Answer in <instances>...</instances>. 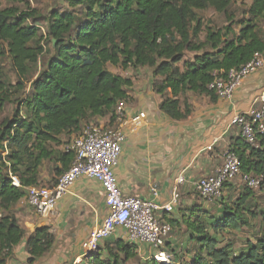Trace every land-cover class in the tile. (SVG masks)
Instances as JSON below:
<instances>
[{"label": "trees", "instance_id": "trees-1", "mask_svg": "<svg viewBox=\"0 0 264 264\" xmlns=\"http://www.w3.org/2000/svg\"><path fill=\"white\" fill-rule=\"evenodd\" d=\"M4 1L10 5L0 8V63L9 60L16 83L10 84L0 71V109L14 105L11 116L0 121V264L12 258L24 237L26 264H35L52 249L50 227L27 234L14 208L25 198L26 187L57 183L73 159L66 145L82 133L85 119L107 118L113 125L117 103L132 100V79L112 72L109 65L149 68L159 110L181 120L190 113L181 98L187 92L215 101L216 90L209 88L215 76L239 68L255 52L264 55V0H65L64 9L53 8L47 15L25 0ZM16 3L26 4V9ZM209 8L223 14L226 25L204 22L201 12ZM42 55L41 68L25 94L22 80L29 81ZM12 87L18 97H13ZM256 143L254 147L239 135L228 147L240 160V172L261 177V186L264 133ZM42 168L51 172L47 181L41 179ZM11 176L20 187L12 185ZM232 181L223 183V190L236 193L232 198L206 201L196 193L208 202L207 208L194 205L178 218H168L171 228L183 225L178 232L188 233L186 253L197 248L181 264H264V210L251 206L252 188L240 178L237 184ZM254 218H259L256 232L242 247L221 245L222 236ZM105 243V253H92L85 264H124L137 255L136 246L123 239ZM143 264L167 263L148 259Z\"/></svg>", "mask_w": 264, "mask_h": 264}, {"label": "crops", "instance_id": "crops-1", "mask_svg": "<svg viewBox=\"0 0 264 264\" xmlns=\"http://www.w3.org/2000/svg\"><path fill=\"white\" fill-rule=\"evenodd\" d=\"M263 92L264 68L246 77L231 98L217 97L211 101L206 95L187 92L189 115L181 120H172L158 108L160 98L152 90L151 75L148 87L132 86V100L124 107L125 117L139 112H144L146 117L138 125L130 122L124 125L126 139L114 169L122 194L153 198L162 204L177 188L179 201L171 212L164 215L167 221L187 213L194 205L201 204L207 208L208 202L196 195L194 182L213 174L222 164L223 151L239 137L238 129L230 125L231 118L249 109ZM180 175L183 183L178 185ZM50 178L51 172L42 168L41 179L47 181ZM30 210L24 198L14 208L26 233L39 226H48L55 238L52 249L35 264H71L74 258L83 254L82 241L107 214L100 184L84 176L75 181L47 217ZM177 229L184 227L173 225L167 246L171 249L182 247L185 251L190 245L189 235ZM122 234L117 229L109 239H122ZM24 245L25 237L14 247L10 263L6 264H26ZM152 252L146 245L136 249V254L144 260Z\"/></svg>", "mask_w": 264, "mask_h": 264}, {"label": "built area", "instance_id": "built-area-1", "mask_svg": "<svg viewBox=\"0 0 264 264\" xmlns=\"http://www.w3.org/2000/svg\"><path fill=\"white\" fill-rule=\"evenodd\" d=\"M264 68V55L255 52L252 58L237 69H230L215 76L209 88H214L218 97L231 98L234 91L250 74ZM125 103L119 101L115 107L116 119L112 126L89 125L82 133L67 145L73 159L70 166L61 173L52 187L29 186L25 188V201L42 217H47L56 207L58 200L70 191L77 179L84 176L97 181L103 191L107 214L99 226L95 227L82 241L83 254L74 258L71 264H82L86 257L99 250L102 243L112 237L117 229L122 231V239L134 244L136 248L146 245L153 250L148 259L169 263L167 250L168 237L172 232L165 214L178 204L177 188L169 200L158 203L153 198L122 194L114 174L126 139L124 125L128 122L138 125L146 117L139 112L125 117ZM230 125L236 126L238 134L250 145L256 147V138L264 133V92L246 111L235 114ZM211 149V147H208ZM239 176L248 187H259L261 177L240 172V160L230 148L222 154V164L213 174L202 176L194 182L195 192L206 201L219 200L223 195V183ZM12 185L20 187L16 176H11ZM183 183V176L177 178V184ZM156 195V192L153 191Z\"/></svg>", "mask_w": 264, "mask_h": 264}, {"label": "rangeland", "instance_id": "rangeland-1", "mask_svg": "<svg viewBox=\"0 0 264 264\" xmlns=\"http://www.w3.org/2000/svg\"><path fill=\"white\" fill-rule=\"evenodd\" d=\"M27 5H29L30 8L35 9L37 12H40L42 15H47L49 13V11L53 8L56 9H64L66 7L65 5V0H25ZM10 4H8L7 2H5L4 0H0V8L4 7V6H9ZM14 6L19 7L22 10L26 9V4H13ZM234 10H235V15L236 17L240 16V8L237 9V4H235L234 6ZM201 15L204 18V22L212 25L213 27H223L224 25H226V20H225V16L221 13H217L215 12L213 9L209 8L203 12H201ZM205 23V24H206ZM46 48L48 47V44L45 45ZM44 55L40 56V58L38 59V63L37 66L32 67L31 71L29 72V81H26L25 79H23L22 81H25V87H24V93L26 94L27 91L29 90L30 87V82L37 76L42 62L44 60L45 57H43ZM109 70H111L112 72H115L117 74H121L124 75L125 77H129L132 79L133 85L134 87L138 88L139 85H144L145 87L149 86V79H150V75H151V70L149 68H134V67H129L126 70H122L120 68L117 67H113V66H108ZM0 71L2 72L4 78L6 80H8V82L12 85H14L16 83V75L13 71V69L10 66V62L8 59H3V61L0 63ZM12 91H14L15 96L13 97H18L20 93H15V88L12 87ZM181 98H186V96H182ZM13 108L14 105L10 104H6L4 107H2L0 109V121L4 118V117H10L12 112H13ZM95 125V126H112L110 124V122L108 121L107 118H95V119H85L82 123V126L86 127L89 125ZM74 135H72L71 137H73ZM70 137V138H71ZM69 138V139H70ZM66 140L68 138H65ZM68 139V140H69ZM47 165V164H46ZM45 167V166H44ZM237 179H239V176L235 177V179L232 181V183H236L237 184ZM236 189V188H235ZM234 191H228V190H223V195H227L228 197L230 196L231 198L234 196L233 193ZM236 192V191H235ZM252 193L254 195L253 200L251 201V206L252 205H257L259 206L262 210H264V182L262 183L261 186H259L256 189H252ZM215 202V201H214ZM211 207H214V205H211ZM34 212V210L31 208L30 212ZM258 223H259V218H254L251 220L250 224L248 226H243L240 229H236V232H230L229 235L227 234L226 236H222L223 238V242L221 243V245L227 244V243H232L233 247L235 249H239L240 247L243 246L244 244V240L248 237L251 238V235L255 234L256 229L258 227ZM221 239V238H220ZM106 240L102 243V246L99 248L98 251H100L101 253H105L106 247H108L106 245ZM168 252L170 253V262L167 264H181L182 262L189 260L192 256H194V254L196 253L197 248H190L189 254L186 253V251H184L181 247V249H178L177 246L176 247H172L173 249H171L170 247L166 246ZM112 248V247H110ZM112 251L117 252V250H115L114 248H112ZM186 253V254H185ZM188 255V256H186ZM141 255H136V260L134 259H130L127 262H125L124 264H143L144 261L148 260H144L143 258H141ZM186 258V259H185ZM10 263V260L8 261ZM87 262V260H85L82 264H85ZM18 263V262H17Z\"/></svg>", "mask_w": 264, "mask_h": 264}, {"label": "bare ground", "instance_id": "bare-ground-1", "mask_svg": "<svg viewBox=\"0 0 264 264\" xmlns=\"http://www.w3.org/2000/svg\"><path fill=\"white\" fill-rule=\"evenodd\" d=\"M231 126H234V125H231ZM236 127V126H235Z\"/></svg>", "mask_w": 264, "mask_h": 264}, {"label": "water", "instance_id": "water-1", "mask_svg": "<svg viewBox=\"0 0 264 264\" xmlns=\"http://www.w3.org/2000/svg\"><path fill=\"white\" fill-rule=\"evenodd\" d=\"M53 42H55V41H53Z\"/></svg>", "mask_w": 264, "mask_h": 264}]
</instances>
